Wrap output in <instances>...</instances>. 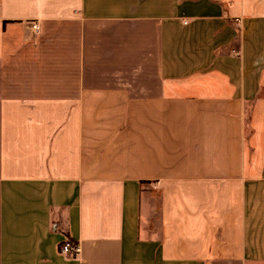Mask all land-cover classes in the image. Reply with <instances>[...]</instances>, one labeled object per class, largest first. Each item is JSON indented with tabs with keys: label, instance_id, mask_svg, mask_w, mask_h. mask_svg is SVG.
Instances as JSON below:
<instances>
[{
	"label": "crops",
	"instance_id": "1",
	"mask_svg": "<svg viewBox=\"0 0 264 264\" xmlns=\"http://www.w3.org/2000/svg\"><path fill=\"white\" fill-rule=\"evenodd\" d=\"M0 264H264V0H0Z\"/></svg>",
	"mask_w": 264,
	"mask_h": 264
},
{
	"label": "built area",
	"instance_id": "2",
	"mask_svg": "<svg viewBox=\"0 0 264 264\" xmlns=\"http://www.w3.org/2000/svg\"><path fill=\"white\" fill-rule=\"evenodd\" d=\"M37 30V26H33ZM78 252V246L71 243L68 239L64 240L59 246V253L65 257H73Z\"/></svg>",
	"mask_w": 264,
	"mask_h": 264
},
{
	"label": "trees",
	"instance_id": "3",
	"mask_svg": "<svg viewBox=\"0 0 264 264\" xmlns=\"http://www.w3.org/2000/svg\"><path fill=\"white\" fill-rule=\"evenodd\" d=\"M70 241V240H69ZM71 242V241H70ZM72 243V242H71ZM74 244V243H73Z\"/></svg>",
	"mask_w": 264,
	"mask_h": 264
}]
</instances>
